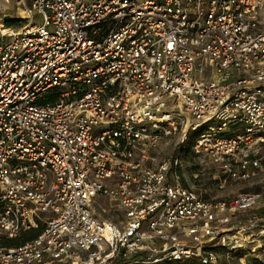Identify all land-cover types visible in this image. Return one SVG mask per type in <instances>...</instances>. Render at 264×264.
<instances>
[{"label":"built area","instance_id":"2783aa9c","mask_svg":"<svg viewBox=\"0 0 264 264\" xmlns=\"http://www.w3.org/2000/svg\"><path fill=\"white\" fill-rule=\"evenodd\" d=\"M14 1L26 15L0 36V264H218L244 231L264 238L255 213L229 226L264 191L208 200L175 173L200 129L192 150L224 178L262 170L264 0ZM171 139L178 153L158 159Z\"/></svg>","mask_w":264,"mask_h":264},{"label":"rangeland","instance_id":"374dc122","mask_svg":"<svg viewBox=\"0 0 264 264\" xmlns=\"http://www.w3.org/2000/svg\"><path fill=\"white\" fill-rule=\"evenodd\" d=\"M25 12L19 7L14 0L8 3L0 0V36L6 28L19 30L25 23ZM35 23L40 24L39 16H35ZM6 32V31H5ZM7 39V35L4 37ZM204 131L200 129L196 132H191L188 135V140L181 146V153L186 157V165L184 169L177 170L175 173L179 177V182L183 185H189L202 193V196L208 200H228L242 193H257L264 191V160L262 170L253 178L249 180H233L224 178L220 167L209 156H197L193 152L192 145L195 138H198L200 133ZM177 146H175V139L168 141V144H162L158 149L156 156L158 159L165 156L177 154ZM183 172V175H181ZM96 202L98 207H105L106 212L103 213L99 209L100 217L108 220H116L118 212L111 206L113 201L106 197H97ZM252 213L257 214L264 224V205H259L253 210L242 211L231 216L229 226L232 228V234H235L236 229L248 225L247 220ZM247 231L242 233L246 239L245 249H237L233 254L227 253V250L220 251V260L218 264H264V238L260 239L258 231H254L252 236ZM248 236V237H247ZM239 237V235H238ZM259 240L261 246L258 245L254 255L249 249H253ZM250 242V243H249ZM242 250V251H240ZM119 263L125 260L118 259ZM62 264V263H54ZM158 264H175L173 262H162Z\"/></svg>","mask_w":264,"mask_h":264},{"label":"trees","instance_id":"16d2710c","mask_svg":"<svg viewBox=\"0 0 264 264\" xmlns=\"http://www.w3.org/2000/svg\"><path fill=\"white\" fill-rule=\"evenodd\" d=\"M42 231V228L39 227L38 229H31V231H25L21 233L18 237L14 239L6 240L5 244L6 246H17L20 245L28 240H31L32 238L36 237L40 232ZM223 249H219V252ZM242 251V250H240ZM175 264H190L188 262L184 263H175Z\"/></svg>","mask_w":264,"mask_h":264},{"label":"crops","instance_id":"0c3cea01","mask_svg":"<svg viewBox=\"0 0 264 264\" xmlns=\"http://www.w3.org/2000/svg\"><path fill=\"white\" fill-rule=\"evenodd\" d=\"M186 186H189V185H186ZM202 195V193H200ZM41 227V226H40ZM42 228V227H41ZM27 231H31V230H27Z\"/></svg>","mask_w":264,"mask_h":264},{"label":"bare ground","instance_id":"6f19581e","mask_svg":"<svg viewBox=\"0 0 264 264\" xmlns=\"http://www.w3.org/2000/svg\"><path fill=\"white\" fill-rule=\"evenodd\" d=\"M4 32V31H3Z\"/></svg>","mask_w":264,"mask_h":264}]
</instances>
